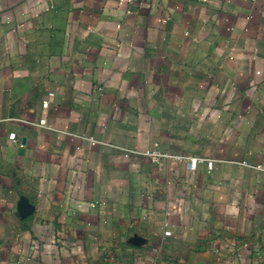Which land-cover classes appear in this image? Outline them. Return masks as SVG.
I'll return each instance as SVG.
<instances>
[{
    "label": "crops",
    "instance_id": "0c3cea01",
    "mask_svg": "<svg viewBox=\"0 0 264 264\" xmlns=\"http://www.w3.org/2000/svg\"><path fill=\"white\" fill-rule=\"evenodd\" d=\"M0 264H264V0H0Z\"/></svg>",
    "mask_w": 264,
    "mask_h": 264
},
{
    "label": "built area",
    "instance_id": "2783aa9c",
    "mask_svg": "<svg viewBox=\"0 0 264 264\" xmlns=\"http://www.w3.org/2000/svg\"><path fill=\"white\" fill-rule=\"evenodd\" d=\"M125 3L127 5H133V4H138L140 3L142 0H124ZM47 101L44 102V104H46ZM40 125H44V121H40L39 123ZM9 139L14 141L15 139V135L14 134H11L9 136ZM94 144V142H93ZM142 156L146 157L147 159H149L151 162L153 163H158L164 159H168V158H174V159H180V157H174V156H171V155H168L166 153H162L160 151H158L157 149V145L155 144L154 145V148L152 150H149V151H145V152H142L140 153ZM125 157H128V153L125 154ZM186 161L188 162L187 163V166L189 169L191 170H194L196 169V167L200 164H203L205 162L204 159H200V158H194V157H186L185 158ZM211 166H212V163L210 161H207V169L210 170L211 169ZM170 233H166V235L168 236Z\"/></svg>",
    "mask_w": 264,
    "mask_h": 264
},
{
    "label": "water",
    "instance_id": "95a60500",
    "mask_svg": "<svg viewBox=\"0 0 264 264\" xmlns=\"http://www.w3.org/2000/svg\"><path fill=\"white\" fill-rule=\"evenodd\" d=\"M25 210H23L22 212H24Z\"/></svg>",
    "mask_w": 264,
    "mask_h": 264
}]
</instances>
